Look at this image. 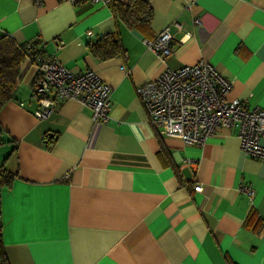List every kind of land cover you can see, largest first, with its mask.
<instances>
[{
    "label": "crops",
    "instance_id": "1",
    "mask_svg": "<svg viewBox=\"0 0 264 264\" xmlns=\"http://www.w3.org/2000/svg\"><path fill=\"white\" fill-rule=\"evenodd\" d=\"M145 1L150 19L129 27L112 2L131 0H0V37L37 38L66 68L92 69L112 87L106 123L73 99L37 119V70L21 64L16 99L0 108L8 264H264V159L227 128L202 144L161 135L136 92L204 59L230 81L226 100L264 108V0ZM165 26L174 51L163 59L143 38ZM111 32L123 51L95 57L89 44Z\"/></svg>",
    "mask_w": 264,
    "mask_h": 264
},
{
    "label": "built area",
    "instance_id": "2",
    "mask_svg": "<svg viewBox=\"0 0 264 264\" xmlns=\"http://www.w3.org/2000/svg\"><path fill=\"white\" fill-rule=\"evenodd\" d=\"M43 0H34L36 5ZM70 3L81 1L102 2L108 0H65ZM198 18L193 19L198 24ZM177 24V23H175ZM170 27L165 26L150 39L143 38L147 49L158 57L170 56ZM26 44L31 47L32 42ZM59 40L55 47H59ZM27 60L36 67L34 88L37 105L33 115L37 119L47 117L64 100L73 99L89 107L94 121L106 123L111 110L112 87L104 82L92 69L75 73L62 65L53 55L35 50ZM227 80L211 63L204 59L184 64L176 69H166L157 78L136 86L151 125L161 135L175 136L189 144H202L219 128L234 130L239 145L248 155L264 159V108L249 107L245 101L226 100L230 89ZM195 191L202 184L194 185ZM250 198L255 191L250 185L241 186Z\"/></svg>",
    "mask_w": 264,
    "mask_h": 264
},
{
    "label": "trees",
    "instance_id": "3",
    "mask_svg": "<svg viewBox=\"0 0 264 264\" xmlns=\"http://www.w3.org/2000/svg\"><path fill=\"white\" fill-rule=\"evenodd\" d=\"M112 7L115 15L129 27L147 22L152 14V9L145 0H131L128 4L112 2ZM27 43L28 41L17 44L7 35L0 37V108L9 100L16 99L21 64L29 54L37 50L39 41H33L31 47ZM89 50L95 57L104 60L120 54L123 48L119 35L111 32L89 44ZM0 264H8L1 238Z\"/></svg>",
    "mask_w": 264,
    "mask_h": 264
},
{
    "label": "rangeland",
    "instance_id": "4",
    "mask_svg": "<svg viewBox=\"0 0 264 264\" xmlns=\"http://www.w3.org/2000/svg\"><path fill=\"white\" fill-rule=\"evenodd\" d=\"M155 35H156V34H155ZM155 35H154V36H155ZM148 39H150V38H148Z\"/></svg>",
    "mask_w": 264,
    "mask_h": 264
}]
</instances>
